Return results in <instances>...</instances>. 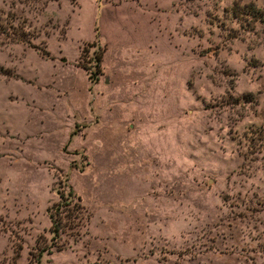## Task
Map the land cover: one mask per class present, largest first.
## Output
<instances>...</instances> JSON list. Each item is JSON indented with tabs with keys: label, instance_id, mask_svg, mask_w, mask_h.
<instances>
[{
	"label": "rangeland",
	"instance_id": "1",
	"mask_svg": "<svg viewBox=\"0 0 264 264\" xmlns=\"http://www.w3.org/2000/svg\"><path fill=\"white\" fill-rule=\"evenodd\" d=\"M258 130L264 0H0V264H264Z\"/></svg>",
	"mask_w": 264,
	"mask_h": 264
},
{
	"label": "trees",
	"instance_id": "2",
	"mask_svg": "<svg viewBox=\"0 0 264 264\" xmlns=\"http://www.w3.org/2000/svg\"><path fill=\"white\" fill-rule=\"evenodd\" d=\"M243 6L244 7L242 8L238 4L232 3V5H230L225 10L232 16L238 17L242 21H253L256 18L260 17V11L256 9V7L252 4L247 3L243 4ZM14 40H19L18 35L17 37H14ZM21 41L28 43L27 39ZM99 58V54H96V56H94L95 63L98 62ZM243 98L247 101H251L252 95L250 93H246L243 95ZM256 136L264 147L263 133L258 130ZM77 201V196L74 195L71 188L67 186L66 194H58V202L56 203V206L53 207L51 205L50 207H48L47 216L50 222L48 230L53 239L58 237L59 233L63 230L66 223H71L74 220L78 221L80 219L81 206ZM43 250L44 248L42 247L37 250V257L35 258V261L38 260L40 253ZM14 254L16 256L18 255L17 250H15Z\"/></svg>",
	"mask_w": 264,
	"mask_h": 264
}]
</instances>
